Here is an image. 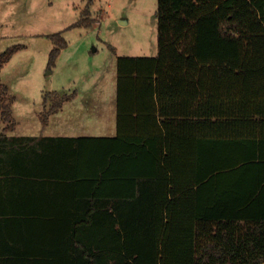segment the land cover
I'll return each mask as SVG.
<instances>
[{"label":"trees","instance_id":"16d2710c","mask_svg":"<svg viewBox=\"0 0 264 264\" xmlns=\"http://www.w3.org/2000/svg\"><path fill=\"white\" fill-rule=\"evenodd\" d=\"M156 16L158 53L118 56L113 136L8 135L0 81V167H72L83 202L0 223V264L264 263V0H158ZM49 36L51 66L68 43ZM75 95L45 93L44 124Z\"/></svg>","mask_w":264,"mask_h":264},{"label":"rangeland","instance_id":"374dc122","mask_svg":"<svg viewBox=\"0 0 264 264\" xmlns=\"http://www.w3.org/2000/svg\"><path fill=\"white\" fill-rule=\"evenodd\" d=\"M157 2L0 0V52L21 46L0 71L17 122L10 134H116L117 59L158 53ZM56 33L68 44L49 66ZM49 91L77 93L45 125L41 115L55 98L45 105Z\"/></svg>","mask_w":264,"mask_h":264},{"label":"crops","instance_id":"0c3cea01","mask_svg":"<svg viewBox=\"0 0 264 264\" xmlns=\"http://www.w3.org/2000/svg\"><path fill=\"white\" fill-rule=\"evenodd\" d=\"M62 108L63 106L58 109V112L62 111ZM15 129L16 127L7 131V134L14 135L10 133ZM32 136L80 137L113 135L63 134ZM79 184L76 170L68 166H2L0 167V223L2 225L9 223L15 219L13 217L24 215L22 213H26L23 217H30L31 219L48 217L62 221L74 220L76 207L83 203Z\"/></svg>","mask_w":264,"mask_h":264}]
</instances>
